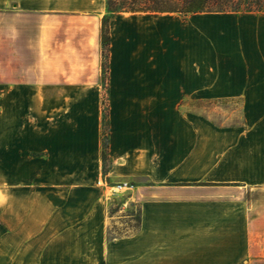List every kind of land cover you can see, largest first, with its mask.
I'll return each mask as SVG.
<instances>
[{
    "label": "crops",
    "instance_id": "crops-1",
    "mask_svg": "<svg viewBox=\"0 0 264 264\" xmlns=\"http://www.w3.org/2000/svg\"><path fill=\"white\" fill-rule=\"evenodd\" d=\"M230 14H112L103 85L106 0H0V264H264V53Z\"/></svg>",
    "mask_w": 264,
    "mask_h": 264
},
{
    "label": "trees",
    "instance_id": "trees-1",
    "mask_svg": "<svg viewBox=\"0 0 264 264\" xmlns=\"http://www.w3.org/2000/svg\"><path fill=\"white\" fill-rule=\"evenodd\" d=\"M119 12H155V13H264V0H106V15L101 22L102 45V83L107 75V48L109 42L108 20ZM103 114V144L101 157L103 176L106 172V105Z\"/></svg>",
    "mask_w": 264,
    "mask_h": 264
},
{
    "label": "rangeland",
    "instance_id": "rangeland-1",
    "mask_svg": "<svg viewBox=\"0 0 264 264\" xmlns=\"http://www.w3.org/2000/svg\"><path fill=\"white\" fill-rule=\"evenodd\" d=\"M230 20H227V23H230L229 25V33L228 36H226V39H229L231 43H233L236 38V35L240 34L239 30H235L232 27V22H238L240 21L242 24L245 25V33H244V39L246 42L250 41L251 39L257 40V44L253 46H249L248 43L246 45L247 50H252L257 53V55H262L264 53V13H235L229 15ZM234 20H233V19ZM238 20V21H237ZM227 27V26H226ZM201 35H199V50H204V48H200V44L204 43L200 41L202 39ZM236 42V41H235ZM198 111L204 109L205 106L198 105L196 106ZM239 106L237 104H225V105H218L215 107L214 111L209 114V118L217 123V124H232L237 123L239 121V112H238ZM103 110H105V106H103ZM108 185L111 184L112 187L121 186V183H110L107 180ZM117 192H122V190L115 189ZM122 200L120 198H113L108 205L109 213L113 214L115 211H117L122 205ZM129 207V206H127ZM131 210H133V219L131 222L128 223V226H124L120 229L122 231L128 230L132 231L137 227V217H136V207H132ZM135 210V212H134ZM120 229L112 228L109 233L110 235H114L117 233H121Z\"/></svg>",
    "mask_w": 264,
    "mask_h": 264
},
{
    "label": "built area",
    "instance_id": "built-area-1",
    "mask_svg": "<svg viewBox=\"0 0 264 264\" xmlns=\"http://www.w3.org/2000/svg\"><path fill=\"white\" fill-rule=\"evenodd\" d=\"M126 184H121V186H117L118 189H123V187H125Z\"/></svg>",
    "mask_w": 264,
    "mask_h": 264
},
{
    "label": "bare ground",
    "instance_id": "bare-ground-1",
    "mask_svg": "<svg viewBox=\"0 0 264 264\" xmlns=\"http://www.w3.org/2000/svg\"><path fill=\"white\" fill-rule=\"evenodd\" d=\"M118 189V188H117ZM118 190H122V189H118Z\"/></svg>",
    "mask_w": 264,
    "mask_h": 264
}]
</instances>
